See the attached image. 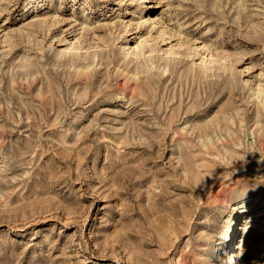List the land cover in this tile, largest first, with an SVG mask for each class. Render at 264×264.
I'll return each instance as SVG.
<instances>
[{
    "label": "rangeland",
    "instance_id": "1",
    "mask_svg": "<svg viewBox=\"0 0 264 264\" xmlns=\"http://www.w3.org/2000/svg\"><path fill=\"white\" fill-rule=\"evenodd\" d=\"M230 220L264 264V0H0V264H228Z\"/></svg>",
    "mask_w": 264,
    "mask_h": 264
},
{
    "label": "bare ground",
    "instance_id": "2",
    "mask_svg": "<svg viewBox=\"0 0 264 264\" xmlns=\"http://www.w3.org/2000/svg\"><path fill=\"white\" fill-rule=\"evenodd\" d=\"M233 223L234 221L230 220L228 225H226L224 232H220V238L222 239L224 247L226 249V256L224 258L226 263L228 264H243L241 262L239 253V249L242 246V239L240 238V234L236 237V231H246L250 227L255 226V224L249 225L250 222L243 221L240 224L239 228H236L235 232H233Z\"/></svg>",
    "mask_w": 264,
    "mask_h": 264
}]
</instances>
